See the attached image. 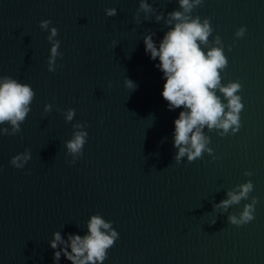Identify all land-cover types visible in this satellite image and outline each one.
I'll use <instances>...</instances> for the list:
<instances>
[{
  "label": "water",
  "instance_id": "95a60500",
  "mask_svg": "<svg viewBox=\"0 0 264 264\" xmlns=\"http://www.w3.org/2000/svg\"><path fill=\"white\" fill-rule=\"evenodd\" d=\"M140 3L0 0V82L8 77L34 91L18 133L7 135L12 125L0 124V264H72L61 241L89 235L92 216L110 225L101 232L119 234L96 264H264V0H190V12L179 0H144L147 12ZM107 8L117 14L107 16ZM176 11L189 22L209 20L207 42L197 43L205 55L222 48L228 63L218 70L220 86L239 82L244 105L237 132L205 125V150L179 164L174 121L188 109H169L159 58L144 45L151 36L159 49L181 22L170 16ZM77 133L87 134L85 144L72 153L67 144ZM15 155L19 169L10 163ZM249 180L247 200L221 206ZM252 197L254 219L232 225L229 216L239 218ZM55 232L61 241L52 249Z\"/></svg>",
  "mask_w": 264,
  "mask_h": 264
},
{
  "label": "clouds",
  "instance_id": "9594fccd",
  "mask_svg": "<svg viewBox=\"0 0 264 264\" xmlns=\"http://www.w3.org/2000/svg\"><path fill=\"white\" fill-rule=\"evenodd\" d=\"M180 6L185 12H190L194 4L198 5L201 0H179ZM140 10L150 11L149 6L141 0ZM107 16L112 17L117 14L115 8L105 9ZM172 19L181 21L176 23L174 28L166 33L159 49L154 46L151 36L144 38L145 52L151 54V59L159 58V68L163 72L166 80L163 84L161 93L163 99L167 101L169 109L180 108L183 106L188 111H181L179 118L174 121L175 137L174 146L179 149L175 156L179 164L182 157L187 154L188 160L195 161L201 156L205 145L208 142L202 134L201 129L207 125L209 129H223L221 135L229 134L231 129L233 133L237 132L241 126L240 113L244 108L241 97L236 93L241 89L239 82L229 83L227 86H220V72L227 65L228 61L223 54L222 48H212L207 55L201 50L200 44L206 43L212 29L209 20L206 19L203 24L199 22V17L189 22L180 11L170 14ZM135 22H139L137 17H133ZM157 19H160L158 16ZM171 22V21H169ZM51 23L49 20L41 22L40 27L46 29ZM246 29L241 27L235 33L237 38L245 35ZM58 29L53 27L48 39L51 41L57 36ZM219 38L217 37V40ZM115 43V42H113ZM59 41L52 44L51 65L58 55L57 49ZM49 71L52 68L49 67ZM125 86L133 91L137 85L131 80L125 79ZM227 98V105L223 104L220 98L215 94V89ZM34 91L28 84L18 83L16 80L5 77L0 82V124L8 122L12 125L13 131L9 133L4 129V133L14 136L20 129V123L23 122L30 112L28 105L33 100ZM49 106H46V110ZM225 107L228 111L225 112ZM74 111L69 110L67 119L73 118ZM235 126V127H233ZM191 134V135H190ZM86 133H77L74 140L68 142L67 148L72 153L80 152L85 144ZM190 145V147H186ZM24 159H30L25 155ZM21 160V155H15L10 163L17 169L22 165L17 161ZM246 176H251L252 172L246 171ZM239 194L229 192L230 199L222 201L221 206L225 209L231 204H238L241 199L247 200L249 193L253 191V183L248 182L238 186ZM252 202L245 204L239 218L236 215L229 216V222L237 227L243 226L254 219L255 204L257 198L252 197ZM110 225L105 223L99 216H92L88 224L89 235L81 238L80 235H69L67 242L61 241L59 232H55L54 239L50 242V247L56 249L57 241L66 243L71 251L62 249L64 256L72 264H96V261L106 259V249L114 246L118 239V233L112 231L110 235L101 232V228L108 229ZM61 253L54 251L53 260L59 261Z\"/></svg>",
  "mask_w": 264,
  "mask_h": 264
}]
</instances>
